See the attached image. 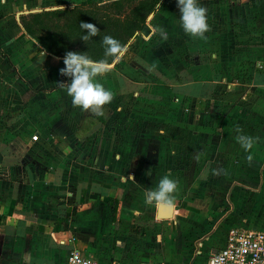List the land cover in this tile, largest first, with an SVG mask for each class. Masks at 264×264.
Returning a JSON list of instances; mask_svg holds the SVG:
<instances>
[{"label":"crops","instance_id":"0c3cea01","mask_svg":"<svg viewBox=\"0 0 264 264\" xmlns=\"http://www.w3.org/2000/svg\"><path fill=\"white\" fill-rule=\"evenodd\" d=\"M112 1L0 0V264H67L73 250L98 264H208L229 229L264 232V0H199L209 29L203 37L184 32L188 71L178 81L171 50L165 58L146 46L158 28L145 27L96 78L113 98L84 132L76 130L82 110L63 108L60 83L70 79L59 71L63 58L44 56L20 17ZM170 1L161 0L146 23L163 27L169 42L181 26ZM144 68L169 79L168 96L139 92ZM241 88L249 90L251 124L234 127L231 144L226 133L219 141L205 121L213 119L208 106L221 92L226 101L239 99ZM114 99L118 107L110 109ZM242 112L225 117L224 132ZM240 136L251 145L243 147ZM228 147L232 178L222 172L211 180ZM184 149L198 156L182 157ZM245 162L256 171L242 172ZM164 175L177 181L168 217L147 199Z\"/></svg>","mask_w":264,"mask_h":264},{"label":"trees","instance_id":"16d2710c","mask_svg":"<svg viewBox=\"0 0 264 264\" xmlns=\"http://www.w3.org/2000/svg\"><path fill=\"white\" fill-rule=\"evenodd\" d=\"M160 1L115 0L103 5L41 11L22 15L20 23L25 33L52 56L63 58L67 51H79L94 60L111 64L118 56L105 54L103 37L111 35L127 46L145 28ZM81 21L95 24L99 29L97 35L83 41L81 36L86 30L80 28Z\"/></svg>","mask_w":264,"mask_h":264},{"label":"rangeland","instance_id":"374dc122","mask_svg":"<svg viewBox=\"0 0 264 264\" xmlns=\"http://www.w3.org/2000/svg\"><path fill=\"white\" fill-rule=\"evenodd\" d=\"M166 8H168L173 13L174 9L177 8L176 0H175V2L173 0L170 1V4H168L166 6ZM179 16H180V12H179ZM145 27H147L148 33L150 32V29L152 27L158 28L156 35L153 36V38L149 42V45H146V46L147 47L148 46H156L158 51H160V52L162 50L165 51V54H164L165 58H167L169 55L168 50H171L169 59L171 60L172 65H173V67H172L173 70H171V71L175 75L174 79L176 78V81H178L180 78H181V80L184 79V75H186L185 73L188 71V35H186L184 33L185 31L183 30V28L181 26H179L177 28L178 29V31L176 32L177 34L174 37H171V41L169 42L168 41L169 39L165 40L161 37L159 28L163 29V27H161L159 24L155 26V24L152 21L149 23V25H147ZM141 43L143 46L144 44L142 41H141ZM139 48H140L139 44L136 43V45L133 46V50L129 53L128 60L132 61L135 58L134 57L135 51L138 50ZM160 56H162V55H160V53H159V57ZM160 59H161V57H160ZM160 72H165V70L160 69ZM243 72H244L243 76H247L249 71L245 70ZM143 76L145 78H147V80L145 79L146 83H144L142 85V89L140 86V90H139V92H141L143 96H145V94H157L156 96H160L163 98V97L168 96V94L171 92V88H172L171 86H173V85L170 84L169 79H167V77H165L164 74L155 75V74L151 73V68H144V75ZM150 78H156V79H154V81H152ZM186 78H188V77H186ZM244 87H248V86L244 85ZM221 91L223 92L225 90L223 88H221ZM222 92H221V94L217 95L216 99L212 101V104H210L208 106L209 109H212L214 111V113L210 115V116H213V119H211V117H210V119H205V121L211 122L212 125L210 124L211 125L210 131L212 132V134L215 137L219 136V138H218L219 141L222 140L221 136L225 135V133H226L225 136L229 137V139H230L229 144H231L233 141V136H234V134L232 132L233 128L236 127L237 125H240V124L243 125L244 127H247L251 124L249 117L247 116L248 114H246V110H245V109H247V104L249 101L248 100L249 99V90H247L245 88H241L238 96H240L241 94L242 95L239 97V99L234 100V101H228V100L226 101L222 95ZM65 97L67 100L66 101L67 105L65 107H63L64 109L68 108L71 111L74 110L75 112L80 110V109L82 110V113L80 116L81 120L79 121V128L76 130H81L84 132L88 131V129L94 125V120L92 119V116H93L92 114L94 111L91 108L85 110L79 106L73 105L71 102V97L68 96L66 89H65ZM144 98H146V97H144ZM115 100L116 99H114L112 101V103L108 104L110 109H116L118 107V102ZM59 101L63 102L61 100H59ZM59 101H58V103L60 104ZM144 102H148L147 99ZM163 102H164V104L169 103L168 101H165V100ZM56 103H57L56 101H49V105L51 107L55 106ZM33 104H36V100L33 101ZM143 109H147V105L144 106ZM234 109L243 110L244 112L241 113L242 116H240L241 115L240 114V115H237L236 117H230L229 118L230 123L228 125V128L226 129V132H224L223 131V128L225 126L224 123L227 119L225 117H227V115H229V114L231 115L230 112L233 111ZM244 115H246V116H244ZM147 116H149V115H147ZM145 119H147V118H145ZM259 119L264 120V115L259 117ZM81 127L85 128V129L83 130V129H81ZM218 133H219V135H217ZM224 151H227V152L225 153V156L223 157V159L221 158L222 162L217 166V171H216L215 175H213V174L211 175V180L214 179L215 177H217L220 173L222 174V172H224L226 174H230L229 176H231L230 178H232V174H233L232 167L234 166L232 163L233 162V156L231 153L232 148L228 147ZM70 152L67 151V155ZM194 152L198 156V152L193 151V149H189L188 152H187V150L184 149L182 152V157H185L186 155H188V159H190V157H192V153H194ZM216 152H217V150L214 149L213 152L210 153V155L208 157V161L212 160L211 156H214V154ZM71 154L72 153H70L69 155H71ZM202 157H203V155L199 154L198 159H200L201 164L203 162ZM200 161L198 160L197 164H194L193 167H191V168L189 167V169H191L193 172L191 173V176L188 177V183L190 182L191 177H193L196 174V172L200 169V167H202L200 165ZM180 162L181 161H178V163H180ZM179 167H180V165H179ZM241 171L247 172V173L251 172V171L254 172V171H256V167L253 165V169H250L249 164L247 162H245L241 165ZM243 183L247 184L248 182L244 181Z\"/></svg>","mask_w":264,"mask_h":264},{"label":"clouds","instance_id":"9594fccd","mask_svg":"<svg viewBox=\"0 0 264 264\" xmlns=\"http://www.w3.org/2000/svg\"><path fill=\"white\" fill-rule=\"evenodd\" d=\"M176 4L183 30L190 35L203 37L209 29L207 9L199 3V0H176ZM80 28L86 30L81 36L83 41L89 40L99 32L98 27L91 22L81 21ZM159 31L161 37L166 40L167 32L163 29ZM102 43L105 46V54L108 56H119L126 50V46L111 35H105ZM63 65L64 67L59 71L70 79L67 82H61L60 85L66 89L73 105L85 110L91 108L93 111H99L102 105L112 100V92L96 79L108 70L107 61L94 60L84 52L67 51L63 57ZM238 139L245 148L251 145L249 137L240 136ZM176 188L177 181L164 175L159 180L156 189L148 191L147 199L149 202H157L161 207L171 208L174 204L172 194Z\"/></svg>","mask_w":264,"mask_h":264},{"label":"built area","instance_id":"2783aa9c","mask_svg":"<svg viewBox=\"0 0 264 264\" xmlns=\"http://www.w3.org/2000/svg\"><path fill=\"white\" fill-rule=\"evenodd\" d=\"M32 139L37 141L38 137L34 135ZM67 264L98 263L79 250H73L68 255ZM208 264H264V232L229 229L224 246L210 256Z\"/></svg>","mask_w":264,"mask_h":264},{"label":"water","instance_id":"95a60500","mask_svg":"<svg viewBox=\"0 0 264 264\" xmlns=\"http://www.w3.org/2000/svg\"><path fill=\"white\" fill-rule=\"evenodd\" d=\"M165 210V208L164 207H160V216L161 217H168L169 216V214L168 213H165L166 211H164Z\"/></svg>","mask_w":264,"mask_h":264}]
</instances>
